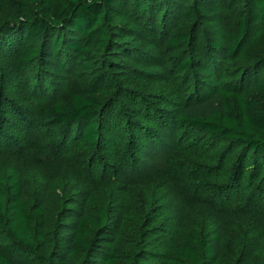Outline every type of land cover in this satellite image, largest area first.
<instances>
[{
	"label": "rangeland",
	"instance_id": "1",
	"mask_svg": "<svg viewBox=\"0 0 264 264\" xmlns=\"http://www.w3.org/2000/svg\"><path fill=\"white\" fill-rule=\"evenodd\" d=\"M7 3L12 12L14 0ZM193 5L202 9L199 14L191 12ZM244 15L246 35L231 55ZM10 17L16 16L2 14L0 25ZM110 31L115 44L95 50L87 71L79 63L62 69L61 62L72 56L67 51L59 60L37 59L25 70L10 66L11 58L0 55V169L23 168L31 207L44 180L52 183L54 199L66 195L71 186L68 166L86 180L96 171L97 178L110 179V190L129 186L131 200L142 199L140 204L151 206L150 212L161 207L165 218L183 221V227L222 224L225 256L231 263H238L246 245L257 256L264 249V172L253 180L248 157L247 179L238 184L240 145L179 123L156 105L158 100H175L182 113L200 117L222 108L218 87L238 85L247 96L264 94V19L254 1L151 0L137 10L133 0H123L111 12ZM179 33L189 35L187 42L169 47L167 40ZM95 44L92 40L88 46L95 49ZM186 59L192 63L183 68ZM205 65L216 78L203 74ZM102 74L109 85L98 94L109 114L99 113L96 120L110 137L104 117H113L112 150L104 142L88 145L77 126L43 113L47 104L67 102L68 93L85 89ZM139 122L144 129L138 128ZM136 135L146 139L137 156L130 150Z\"/></svg>",
	"mask_w": 264,
	"mask_h": 264
},
{
	"label": "trees",
	"instance_id": "2",
	"mask_svg": "<svg viewBox=\"0 0 264 264\" xmlns=\"http://www.w3.org/2000/svg\"><path fill=\"white\" fill-rule=\"evenodd\" d=\"M133 1L137 10H142L151 0ZM253 1L260 18L264 19V0ZM7 2L0 0V16L16 17L0 25V55L11 58L10 66L25 70L37 59L53 56L59 60L61 53L67 51L72 56L61 62L62 69L67 63H79L87 71L95 50H105L115 44L110 31L111 12L123 0H14L12 12ZM200 10L196 5L191 7L193 13L199 14ZM245 16L233 36L231 55L246 35ZM188 38V34L179 33L168 39L167 45L176 48ZM92 40L96 42L95 49L88 46ZM260 62L264 65V57ZM191 63L186 59L181 66L187 68ZM203 74L216 78L208 65L204 66ZM108 85L102 74L85 89L68 93L67 102L47 104L43 110L45 118L68 127L77 126L88 145L94 147L104 142L112 150L116 141L113 117H104L109 120L110 137L101 132L100 122L96 120L99 113L109 114L98 94ZM217 90L222 108L209 115L182 113L174 107L175 100H158L156 105L161 104L179 123L240 145L237 182L243 185L249 158L253 180L264 172V94L247 96L238 85ZM134 105L140 106V103ZM134 108L138 114L143 113ZM102 124L104 130L106 124ZM143 124L139 122L138 128L144 129ZM154 125L152 129L156 131ZM144 135L150 137L146 130ZM145 140L134 136L131 152L136 156L142 152ZM79 172L68 166L71 186L58 199L53 198L50 180H44L31 207L23 168L16 165L0 169V264H233L225 256L222 224L193 222L183 227V221L165 218L161 207L150 212L152 207L140 204L142 199L131 200L127 193L129 186L115 193L109 189V178L99 179L92 170V179L86 180ZM242 251L235 264H264V249L257 250V256L248 245Z\"/></svg>",
	"mask_w": 264,
	"mask_h": 264
}]
</instances>
